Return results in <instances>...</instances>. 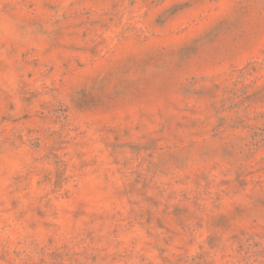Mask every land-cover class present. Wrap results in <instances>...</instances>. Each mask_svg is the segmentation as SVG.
<instances>
[{
    "label": "rangeland",
    "instance_id": "rangeland-1",
    "mask_svg": "<svg viewBox=\"0 0 264 264\" xmlns=\"http://www.w3.org/2000/svg\"><path fill=\"white\" fill-rule=\"evenodd\" d=\"M0 264H264V0H0Z\"/></svg>",
    "mask_w": 264,
    "mask_h": 264
}]
</instances>
